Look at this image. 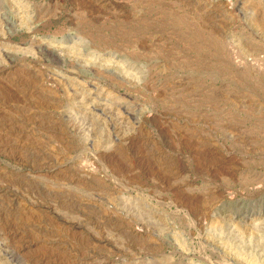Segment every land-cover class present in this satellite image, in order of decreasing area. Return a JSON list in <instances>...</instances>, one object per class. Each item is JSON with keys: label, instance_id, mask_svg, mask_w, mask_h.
Instances as JSON below:
<instances>
[{"label": "rangeland", "instance_id": "374dc122", "mask_svg": "<svg viewBox=\"0 0 264 264\" xmlns=\"http://www.w3.org/2000/svg\"><path fill=\"white\" fill-rule=\"evenodd\" d=\"M0 264H264V0H0Z\"/></svg>", "mask_w": 264, "mask_h": 264}, {"label": "bare ground", "instance_id": "6f19581e", "mask_svg": "<svg viewBox=\"0 0 264 264\" xmlns=\"http://www.w3.org/2000/svg\"><path fill=\"white\" fill-rule=\"evenodd\" d=\"M229 131V130H228ZM259 183V182H258ZM215 246V245H214Z\"/></svg>", "mask_w": 264, "mask_h": 264}]
</instances>
